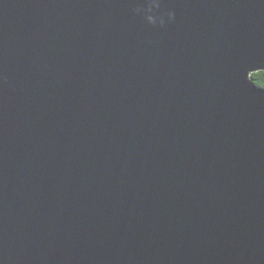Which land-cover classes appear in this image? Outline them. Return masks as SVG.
I'll use <instances>...</instances> for the list:
<instances>
[{"label":"water","instance_id":"95a60500","mask_svg":"<svg viewBox=\"0 0 264 264\" xmlns=\"http://www.w3.org/2000/svg\"><path fill=\"white\" fill-rule=\"evenodd\" d=\"M259 71L264 0H0V264H264Z\"/></svg>","mask_w":264,"mask_h":264},{"label":"trees","instance_id":"16d2710c","mask_svg":"<svg viewBox=\"0 0 264 264\" xmlns=\"http://www.w3.org/2000/svg\"><path fill=\"white\" fill-rule=\"evenodd\" d=\"M250 77L256 86L264 89V71L254 72Z\"/></svg>","mask_w":264,"mask_h":264},{"label":"clouds","instance_id":"9594fccd","mask_svg":"<svg viewBox=\"0 0 264 264\" xmlns=\"http://www.w3.org/2000/svg\"><path fill=\"white\" fill-rule=\"evenodd\" d=\"M169 18L171 19V14H169Z\"/></svg>","mask_w":264,"mask_h":264}]
</instances>
